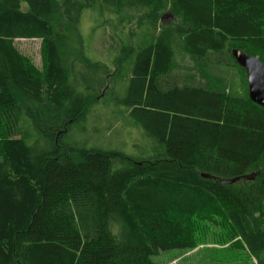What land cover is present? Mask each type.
Returning a JSON list of instances; mask_svg holds the SVG:
<instances>
[{
    "label": "trees",
    "instance_id": "16d2710c",
    "mask_svg": "<svg viewBox=\"0 0 264 264\" xmlns=\"http://www.w3.org/2000/svg\"><path fill=\"white\" fill-rule=\"evenodd\" d=\"M235 48L264 62V0H0V264H158L208 210L264 264V108ZM118 85L148 150L71 143Z\"/></svg>",
    "mask_w": 264,
    "mask_h": 264
},
{
    "label": "rangeland",
    "instance_id": "374dc122",
    "mask_svg": "<svg viewBox=\"0 0 264 264\" xmlns=\"http://www.w3.org/2000/svg\"><path fill=\"white\" fill-rule=\"evenodd\" d=\"M89 16L85 17L81 25L85 45L90 50L88 55L93 56V60L95 56L101 57L99 59L102 60L106 59L104 49L107 42L100 39L102 35L100 30H91L92 20ZM170 19V15L163 17L165 22ZM13 45L38 70L41 69L40 42L37 39H16ZM108 89L110 88H98L100 98L105 99L106 102L103 100V103L98 102L95 105L92 114L87 119L84 131L75 126L67 134V139L76 145L87 147L98 145L103 148L120 149L131 156L146 152L148 146L142 139L141 127L123 114L124 106L115 104L117 96L124 97L123 86H115L111 97ZM114 112L120 113V117L115 121L113 120ZM93 128H96V133L93 132ZM209 212L208 210L185 219L188 228L186 234L194 241L193 247L161 251L158 255L152 256L151 260L158 264H255L254 258L237 243L224 218L221 216L210 218L211 220L202 218L206 217Z\"/></svg>",
    "mask_w": 264,
    "mask_h": 264
},
{
    "label": "water",
    "instance_id": "95a60500",
    "mask_svg": "<svg viewBox=\"0 0 264 264\" xmlns=\"http://www.w3.org/2000/svg\"><path fill=\"white\" fill-rule=\"evenodd\" d=\"M232 58L237 65L245 71L247 84V94L249 99L264 108V62L256 56L247 55L240 49H232L230 51ZM203 176V175H202ZM208 177V175H204ZM246 179H253L254 174L245 175ZM239 178L222 180L223 183H232Z\"/></svg>",
    "mask_w": 264,
    "mask_h": 264
}]
</instances>
